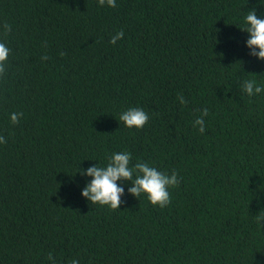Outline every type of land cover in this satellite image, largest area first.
Segmentation results:
<instances>
[{"label": "trees", "instance_id": "1", "mask_svg": "<svg viewBox=\"0 0 264 264\" xmlns=\"http://www.w3.org/2000/svg\"><path fill=\"white\" fill-rule=\"evenodd\" d=\"M253 9L264 18V0H0V264H264V92L242 87H264L240 31ZM132 107L141 129L120 121ZM122 151L177 173L166 207L124 181L117 210L81 196V172Z\"/></svg>", "mask_w": 264, "mask_h": 264}, {"label": "clouds", "instance_id": "2", "mask_svg": "<svg viewBox=\"0 0 264 264\" xmlns=\"http://www.w3.org/2000/svg\"><path fill=\"white\" fill-rule=\"evenodd\" d=\"M98 4L115 8L116 0H98ZM4 30L5 34L10 33L11 26L5 23ZM240 31L248 35L246 47L251 50L249 55L259 61H264V18L258 17L254 9L249 10L244 17V27ZM123 37L124 31L121 29L111 37L109 43L116 44ZM9 55V47L0 42V76H3L6 72ZM46 58L42 57V59ZM242 87L249 97L264 92V87L259 86L255 80H245ZM178 99L182 105H186L187 102L182 95ZM207 115L208 109L204 108L199 118L194 121V126H198L201 134L205 131L204 117ZM22 116L23 113H11V123H19ZM148 120V113L138 107L129 108L120 115V121L128 128L141 129ZM6 142V138L0 136V144ZM131 160V153L127 151L117 152L111 155L105 167L94 165L82 171L81 175L91 177V181L83 188L81 196L91 204L109 206L111 209L117 210L121 205V196L124 192L118 181H124L131 184V187L128 188V193L131 196L138 198L143 194L151 205L160 208L166 207L171 199L169 189L178 187L180 183L177 173L173 171L171 175H168L146 162H137L131 165ZM255 220L261 225V222L264 221V215H256ZM48 259L52 261V264H56L51 253H49ZM71 264H79V261L73 259Z\"/></svg>", "mask_w": 264, "mask_h": 264}]
</instances>
